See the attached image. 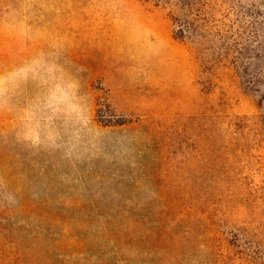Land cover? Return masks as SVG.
Listing matches in <instances>:
<instances>
[{
	"label": "rangeland",
	"instance_id": "1",
	"mask_svg": "<svg viewBox=\"0 0 264 264\" xmlns=\"http://www.w3.org/2000/svg\"><path fill=\"white\" fill-rule=\"evenodd\" d=\"M0 264H264V0H0Z\"/></svg>",
	"mask_w": 264,
	"mask_h": 264
},
{
	"label": "trees",
	"instance_id": "2",
	"mask_svg": "<svg viewBox=\"0 0 264 264\" xmlns=\"http://www.w3.org/2000/svg\"><path fill=\"white\" fill-rule=\"evenodd\" d=\"M160 2L166 5L177 6L180 8V10L183 8L188 11H191L194 5L198 4V0H155V3ZM188 15L189 13L187 14V16ZM184 23L185 25L181 24L180 28L177 29L176 35L179 36V38H184V36H192L193 34H195L194 32H196L195 27L190 22V20L187 19L186 21H184Z\"/></svg>",
	"mask_w": 264,
	"mask_h": 264
}]
</instances>
